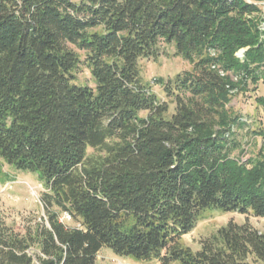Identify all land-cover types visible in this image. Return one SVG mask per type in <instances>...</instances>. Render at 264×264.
<instances>
[{
  "label": "trees",
  "instance_id": "trees-1",
  "mask_svg": "<svg viewBox=\"0 0 264 264\" xmlns=\"http://www.w3.org/2000/svg\"><path fill=\"white\" fill-rule=\"evenodd\" d=\"M259 14L247 0H0V161L36 175L46 216L0 221V264H95L103 247L160 264H264V231L248 221L264 218V160L231 157L227 109L264 81ZM161 42L192 64L156 79L170 113L139 67ZM212 208L245 221L193 251L182 237Z\"/></svg>",
  "mask_w": 264,
  "mask_h": 264
},
{
  "label": "rangeland",
  "instance_id": "rangeland-1",
  "mask_svg": "<svg viewBox=\"0 0 264 264\" xmlns=\"http://www.w3.org/2000/svg\"><path fill=\"white\" fill-rule=\"evenodd\" d=\"M247 1L258 6L261 17L264 15V0ZM259 29L264 32L263 23L259 25ZM159 47L158 56L155 59L140 61L139 67L144 81L150 84L151 90L158 95L160 101L169 104L168 113H170L174 107L172 97L166 96L162 85L156 83V79H161L164 83L173 80L176 75L191 71L192 64L175 56L173 46L161 42ZM245 51L246 49L238 50L235 54L236 58L242 61ZM261 71H264V65L261 66ZM76 75L81 83L92 85L84 65L79 66ZM261 97H264L262 78L256 84L249 82L247 91L232 94L227 105L229 115L238 119V123L231 129L234 141L231 157L237 158L241 163L246 164L248 161L257 159L264 160V107L257 102V99ZM43 192L44 188L36 175L16 171L0 161V221L14 225L15 229H21L26 223L44 221L46 216L41 201ZM59 220L73 225L64 214L60 215ZM229 221L241 225L245 221V216L217 208L205 209L198 217L193 231L182 237V242L193 251H197L200 249L201 240L212 235ZM248 221L257 230L264 231V218L248 216ZM95 264L160 263L137 260L133 257H119L111 249L103 247L96 256Z\"/></svg>",
  "mask_w": 264,
  "mask_h": 264
},
{
  "label": "built area",
  "instance_id": "built-area-1",
  "mask_svg": "<svg viewBox=\"0 0 264 264\" xmlns=\"http://www.w3.org/2000/svg\"><path fill=\"white\" fill-rule=\"evenodd\" d=\"M66 215V214H65ZM66 217L69 219V216L68 215H66Z\"/></svg>",
  "mask_w": 264,
  "mask_h": 264
}]
</instances>
